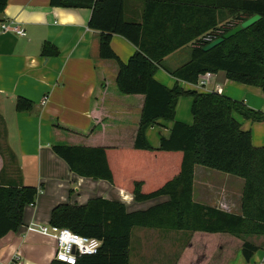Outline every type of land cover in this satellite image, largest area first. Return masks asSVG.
<instances>
[{
	"label": "trees",
	"instance_id": "trees-1",
	"mask_svg": "<svg viewBox=\"0 0 264 264\" xmlns=\"http://www.w3.org/2000/svg\"><path fill=\"white\" fill-rule=\"evenodd\" d=\"M7 2L0 0V16ZM49 4L90 9L88 28L99 32L98 57L117 65V93L143 98L130 148L56 143L51 146L52 152L73 174L108 182L132 195L136 203L167 198L133 212L120 202L102 198H91L84 205L55 206L50 226L101 242L96 254L80 256L76 264H129L135 228L188 234L189 249L186 245V252L175 264L195 260L197 240L207 237L225 244L221 245L226 251L221 264L238 250L245 262H250L259 248L249 238L264 237V147L252 145L251 133L241 129L233 114L252 123H264V112L217 93L185 91L177 83L169 89L154 76L161 68L176 80L195 85L202 74L223 72L227 80L264 93V0H147L139 23L125 19L124 0H49ZM254 15L260 19L253 25L203 51ZM113 35L136 48L126 63L110 47ZM188 44L192 45L188 61L175 70L165 68L164 58ZM41 54L56 56L58 51L44 43ZM185 97L191 99V124L175 119L177 102ZM32 107L26 99L16 101L18 112ZM159 121L172 125L169 136H161L154 148L146 133ZM53 126L66 131L57 122ZM197 166L242 180L238 214L193 200ZM37 194L35 187L0 186V239L18 230L25 207L34 205ZM203 248L207 253L211 243L203 242ZM50 264L63 263L53 260Z\"/></svg>",
	"mask_w": 264,
	"mask_h": 264
},
{
	"label": "crops",
	"instance_id": "crops-1",
	"mask_svg": "<svg viewBox=\"0 0 264 264\" xmlns=\"http://www.w3.org/2000/svg\"><path fill=\"white\" fill-rule=\"evenodd\" d=\"M146 1L124 0L125 19L141 22ZM90 16V9L52 7L49 0H8L0 16V24L14 21L25 34L0 31V186L38 189L34 205L24 209L18 230L0 239V264H50L54 260L55 240L29 231L28 226H50L51 211L59 204L84 205L91 198H102L122 203L128 212L139 210L135 207L141 203L134 202L132 195L111 189L114 187L108 182L78 177L51 150L56 143L117 148H130L133 143L143 98L117 93V65L99 59V32L88 28ZM44 43L53 45L58 54L43 56ZM110 47L123 63L136 50L117 35L112 36ZM191 47L188 44L176 50L164 58V65L170 70L179 68L188 61ZM154 78L169 89L177 83L183 90L217 93L264 112V93L260 89L231 82L223 72L212 74L204 87L176 80L161 68ZM18 98L30 101L32 109L18 112ZM184 104L187 103L180 98L176 113ZM233 118L242 130L251 133L255 148L264 147V123H252L237 114ZM54 122L66 131L55 128ZM171 125L159 121L148 129L147 140L149 131L160 129L152 144L148 140L152 147H158L161 136H169ZM196 181L195 173L193 197ZM112 194L117 198H111ZM240 197L241 193L234 214L239 213ZM161 198L162 202L167 201L166 197ZM198 203L219 208L217 200L198 199ZM219 206L231 213L224 201H219ZM220 249L221 261L217 264L226 254L224 248ZM177 257L171 264L177 262ZM253 258L245 262L238 250L228 264H252ZM257 258L259 263L264 254ZM190 264L200 263L197 258Z\"/></svg>",
	"mask_w": 264,
	"mask_h": 264
},
{
	"label": "rangeland",
	"instance_id": "rangeland-1",
	"mask_svg": "<svg viewBox=\"0 0 264 264\" xmlns=\"http://www.w3.org/2000/svg\"><path fill=\"white\" fill-rule=\"evenodd\" d=\"M178 64L180 65L182 63H178ZM164 67L169 69L166 65ZM183 101L184 103L187 104H184L183 106L181 105V108H178L175 119L185 124H191L192 123V121H190V119L192 120L190 114L191 99L185 97L183 98ZM162 123H164V125L168 124L165 122ZM159 130H160L159 128H155V130L149 131L148 140L150 141L151 144L154 137L158 138L159 135L158 132H160ZM195 173L197 179L194 188L195 195L193 197V200L195 202L196 201L198 202V199L202 201L212 200L213 202L217 200L216 206L221 208L219 206V201L221 202L224 201L226 206L229 207L231 213L236 212L235 210L238 207L239 195L242 189L241 179L218 171L205 169L200 166L195 167ZM111 189H115V188H111ZM109 196L111 198H117L115 194ZM215 197L216 199L214 200L213 198ZM162 200H163L162 198L156 200L155 199L150 200L143 204L142 203L137 204V207L135 208L139 210H143L154 204L162 202ZM188 237L189 235L183 232H164V231L151 230V229L135 228L132 231V235H131L129 264H137V263L139 264L140 262H144V264H171L173 262L174 257L178 255L177 257L178 259L179 256L182 254V252L186 250L185 246L187 245ZM197 237H205V236H196V237L194 236L195 239H197ZM209 239L212 238L207 237L204 238V240H200V239L197 240V244H196L197 249L195 251L194 257L196 256L195 258L196 259L198 258L200 264H217L218 262L221 261L220 257L222 253L220 248H222L221 247L222 241L220 239L219 240H214V239L209 240ZM139 241H140L139 248L137 249ZM249 241L254 243L259 248V250L254 255L252 264H264V258L261 259L259 263L257 258L260 255L264 254V237H250ZM203 242L211 243L212 248L207 253L203 248ZM233 245L234 244H232L231 246ZM222 246L225 247V244H223ZM140 252H145L146 255L148 254L151 255L141 257L139 255ZM226 264H228V262Z\"/></svg>",
	"mask_w": 264,
	"mask_h": 264
},
{
	"label": "built area",
	"instance_id": "built-area-1",
	"mask_svg": "<svg viewBox=\"0 0 264 264\" xmlns=\"http://www.w3.org/2000/svg\"><path fill=\"white\" fill-rule=\"evenodd\" d=\"M1 32H11L18 36H24V31L17 27L14 21L0 24ZM217 33H220L219 31ZM209 41L210 38H206ZM212 73H205L198 77L196 86H206L207 80ZM32 206V205H30ZM29 231L40 233L41 235L49 236L55 240L56 251L54 254V261L63 264H76L78 257L86 255H94L98 252L101 242L95 238H88L72 233L67 229H60L52 226H40L37 224H30Z\"/></svg>",
	"mask_w": 264,
	"mask_h": 264
},
{
	"label": "water",
	"instance_id": "water-1",
	"mask_svg": "<svg viewBox=\"0 0 264 264\" xmlns=\"http://www.w3.org/2000/svg\"><path fill=\"white\" fill-rule=\"evenodd\" d=\"M259 19H260V16L259 15H254V16H252V17L244 20L239 25H237L233 29H231L228 32H226L220 38H218V39L214 40L213 42H211L210 44L206 45L203 48V51L207 52V51L213 49L214 47H216L219 44H221L223 41H225V40L233 37L234 35L238 34L242 30L247 29L248 27H250L251 25H253L255 22H257Z\"/></svg>",
	"mask_w": 264,
	"mask_h": 264
}]
</instances>
